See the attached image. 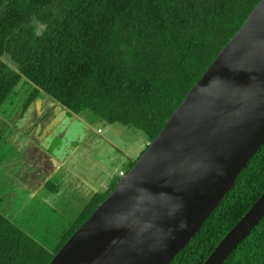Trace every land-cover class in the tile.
<instances>
[{
    "label": "trees",
    "instance_id": "1",
    "mask_svg": "<svg viewBox=\"0 0 264 264\" xmlns=\"http://www.w3.org/2000/svg\"><path fill=\"white\" fill-rule=\"evenodd\" d=\"M259 1L0 0V107L26 82L28 102L46 94L150 142ZM263 192L264 144L170 264H204ZM105 196L45 228L52 247L0 212V264H49ZM223 264H264V217Z\"/></svg>",
    "mask_w": 264,
    "mask_h": 264
},
{
    "label": "water",
    "instance_id": "2",
    "mask_svg": "<svg viewBox=\"0 0 264 264\" xmlns=\"http://www.w3.org/2000/svg\"><path fill=\"white\" fill-rule=\"evenodd\" d=\"M264 144V0L49 264H170ZM264 217V192L204 264Z\"/></svg>",
    "mask_w": 264,
    "mask_h": 264
},
{
    "label": "crops",
    "instance_id": "3",
    "mask_svg": "<svg viewBox=\"0 0 264 264\" xmlns=\"http://www.w3.org/2000/svg\"><path fill=\"white\" fill-rule=\"evenodd\" d=\"M76 121L84 124L85 133H78L79 138L73 132L72 124ZM1 128L5 132L0 137V146L13 145L19 149L13 154L0 153V173L8 167L24 179L22 185L12 181L13 187L6 189L11 194L5 195L11 198L12 207L19 212L29 207L40 213L41 205L53 209L76 205L80 213L99 191L105 195L112 190L116 176L112 177L105 170L111 177L104 179L102 171L114 157L106 148L110 145L120 148L115 141V134L120 131L114 127L107 134V127L96 129L81 114L72 113L46 94H39L27 101L15 118L0 114ZM12 129L13 135L9 134ZM143 136L138 140L139 147L131 144L126 151L127 159L119 160L121 164L127 160L131 164L142 154L148 144L147 137ZM124 145L127 148V144ZM11 162L19 166L12 168Z\"/></svg>",
    "mask_w": 264,
    "mask_h": 264
},
{
    "label": "rangeland",
    "instance_id": "4",
    "mask_svg": "<svg viewBox=\"0 0 264 264\" xmlns=\"http://www.w3.org/2000/svg\"><path fill=\"white\" fill-rule=\"evenodd\" d=\"M33 90L34 87L30 83L25 82L20 84V86L17 89V92L12 93L10 97L2 104V106L0 107V114L10 119L15 118L16 113H18L21 107L24 106V104L28 101V98L32 94ZM81 116L83 117V119L90 121L92 125H95L96 129L100 128L101 130H104L107 127L106 128L107 134H109L112 131L113 127L116 131H120V133L115 134L117 136L115 141L117 142V146L120 148L111 145L108 148H106V152L109 153L111 152L114 155V157L109 164H105L106 167H104V170L102 171L104 174V179L105 178L109 179V177H111L110 175H112V177L114 175L116 176L115 182H118L119 179L122 177L118 175L119 171L121 170L127 173L131 166L128 160L124 164H121L119 160L127 159V157L125 156L126 151L130 150L131 144H133L136 147H139V141L142 139L140 137H144L143 133L134 127L124 126L121 123L110 124L104 119H102L100 116H98L96 113L90 110L83 112ZM72 125L73 127H75L73 132L76 133L77 137H78L77 135L78 133L81 132L85 133L84 124L82 122L76 121ZM4 132H5L4 129L1 128L0 137L4 135ZM9 134L13 135L14 130L12 129L9 132ZM124 143L127 144V148L125 147ZM18 150L19 149H17V147L13 145H6V146L3 145V147L0 146V151H1L0 153L7 154V152H9V154L10 153L13 154ZM11 165L12 168L15 166H19L14 164L13 162H11ZM105 170L108 171L110 175ZM2 172L8 173V175L5 176L3 173H0V212L4 214L7 218L14 221L16 225L24 229L26 232L32 234L38 241H40V243L48 247H52L54 241L52 240V235L50 234L56 232L59 229L61 230L64 229V227H66L72 220H74L75 216L79 212L78 206L73 205V206H67L65 208H56L57 209L56 212H52L50 216L46 213H48L49 210H53V209L50 208L48 210V208H45L42 205L40 206L41 208H39L42 214H37L36 211L33 212L34 210L32 209L34 208H29V207H26L23 211L19 212L17 209H15V206L12 207L13 202L11 201V198H9V196L6 197L5 195L11 194V192H7L6 189H11L13 187L14 184L12 181H19V185H22L24 179H22V176L20 179L19 172L12 173L11 169H9L8 167H6ZM113 172L114 174H112ZM99 193L101 192L99 191ZM106 194L108 195V193ZM107 195L105 196V198L107 197ZM15 198H17V196ZM62 219H64L63 220L64 223L57 225L56 222L57 221L59 222V220ZM52 221L54 223H52ZM50 223L55 225L51 226ZM45 228H47L48 230L51 229V231L54 232L46 233L44 231Z\"/></svg>",
    "mask_w": 264,
    "mask_h": 264
},
{
    "label": "built area",
    "instance_id": "5",
    "mask_svg": "<svg viewBox=\"0 0 264 264\" xmlns=\"http://www.w3.org/2000/svg\"><path fill=\"white\" fill-rule=\"evenodd\" d=\"M101 131V130H100ZM125 175V172L124 171H121L120 172V176H124Z\"/></svg>",
    "mask_w": 264,
    "mask_h": 264
}]
</instances>
